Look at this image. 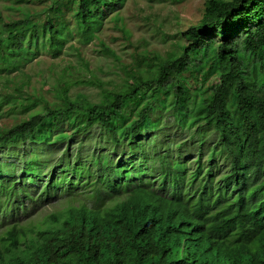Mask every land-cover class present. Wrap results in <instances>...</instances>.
Wrapping results in <instances>:
<instances>
[{
    "label": "trees",
    "instance_id": "16d2710c",
    "mask_svg": "<svg viewBox=\"0 0 264 264\" xmlns=\"http://www.w3.org/2000/svg\"><path fill=\"white\" fill-rule=\"evenodd\" d=\"M120 2L53 0L17 19L0 9V115L15 118L0 125V155L96 127V147L119 151L114 161L77 150L71 162L65 151L47 177L24 154L21 167L0 162V264H264V0H207L199 23L182 33L187 43L166 56L139 53L124 64L103 45L108 70L107 56L118 64V79L105 82L82 51ZM42 50L79 59L42 71L52 101L26 72ZM80 83L96 87V97L72 92ZM167 112L191 133L192 161L180 151L171 160L173 140H143ZM209 134L216 138L206 154ZM76 178L92 190L88 201L69 193L59 209L31 219Z\"/></svg>",
    "mask_w": 264,
    "mask_h": 264
},
{
    "label": "rangeland",
    "instance_id": "374dc122",
    "mask_svg": "<svg viewBox=\"0 0 264 264\" xmlns=\"http://www.w3.org/2000/svg\"><path fill=\"white\" fill-rule=\"evenodd\" d=\"M53 0H27L25 2H18L16 0H0V9L6 18L17 19L21 18L28 9L33 14H42L46 7L51 6ZM207 0H121L116 5L114 10H110L109 15L105 16L103 20V26L100 31H97L96 38L83 47L82 56L87 58L91 64L92 70L96 73V76L105 82L113 78L118 79L115 75L118 72L117 61L112 56H107V61L110 62L111 68L108 70L105 65L106 54L103 53V45H105L110 51H113L124 64H130L134 61L137 54H150L160 53L162 56H166L168 52L176 51L175 44H186L187 40L183 37L182 33L187 31L190 27L199 23L205 2ZM55 9V8H53ZM43 16V15H42ZM76 40V36L75 39ZM74 40L71 42L74 43ZM75 44V43H74ZM72 63L78 65L79 59L76 55L67 56L63 55L59 59H54L47 50H42L36 60L26 67L27 74L32 76L33 85L39 88L45 93L46 98L52 101L53 94L47 92L48 84L43 81L42 71H47L48 68L55 64L58 69L63 68L66 63ZM100 64H104L101 70H97ZM152 62H149L151 65ZM95 76V77H96ZM85 79H93V75L86 74L81 76ZM203 79V75L200 76ZM189 86L198 87L194 80L190 78ZM72 92H81L87 97L95 98L98 89L88 84L80 83L73 87ZM134 101V98L131 99ZM159 112H156L155 116ZM15 123V118L2 114L0 115V125H12ZM191 133L185 128L179 126L173 116L169 113H165V118L161 123V130L149 132L143 136V140L148 142L150 140L153 143L161 144L172 142V161L177 158L176 152H181V160H190L196 155L195 142L189 139ZM99 129L96 127L90 131V135L79 137L78 139H68L63 142L45 144L41 142L26 143L16 150L15 154L2 151L0 155V162H10L21 167L24 163L23 154L32 163L37 159L39 163L38 171L40 176L47 177L50 166L58 160L59 156L65 152L68 153L67 161H73L77 150H83V156H90L92 150H96L95 153L103 152L114 161L119 159V151L113 150L110 144H101L99 148L96 146L100 143L98 139ZM215 136L209 134L207 141L204 144L205 153H208V148L215 142ZM80 141L81 144L78 142ZM184 142L183 148L176 147L175 144ZM87 149H91V153H87ZM125 151H129L128 147H125ZM163 149L160 148V152ZM36 155L37 158H36ZM178 159V158H177ZM84 165H89L86 159L82 158ZM152 163V160H149ZM22 164V165H21ZM157 163H155L156 165ZM61 173L57 171L58 178L60 179ZM70 177V174L68 175ZM153 177H143L145 181H150ZM17 179L25 181L26 185L28 181L24 175L18 171ZM139 180V179H137ZM67 181V180H66ZM35 185V184H33ZM69 187L67 181L66 185ZM34 189L33 186H31ZM89 187H85L84 184L78 182V178L75 179L74 187L72 189H66V191L59 193V201H53L43 207H38V211H33L32 220H41L46 214L59 209L61 203L65 201V198L69 193L78 194L75 198L76 202H80L81 198L85 201L89 200V194L91 193ZM41 200V199H40ZM40 203V201H39ZM31 220V221H32ZM28 223V222H27ZM25 223V224H27Z\"/></svg>",
    "mask_w": 264,
    "mask_h": 264
}]
</instances>
